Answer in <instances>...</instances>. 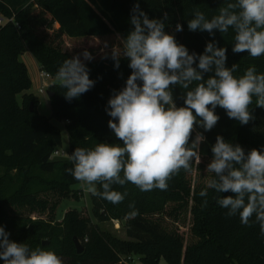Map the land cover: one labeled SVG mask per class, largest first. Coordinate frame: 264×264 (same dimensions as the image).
<instances>
[{
    "label": "trees",
    "instance_id": "16d2710c",
    "mask_svg": "<svg viewBox=\"0 0 264 264\" xmlns=\"http://www.w3.org/2000/svg\"><path fill=\"white\" fill-rule=\"evenodd\" d=\"M230 2L234 0H139V7L150 19H163L167 13L165 31L189 52L202 54L213 37L208 32H190L188 20L196 11L211 19ZM135 3L137 0H0V16L13 18L0 26V169L5 171L0 176V225L10 233V240L26 243L32 250L53 251L69 264H126L123 260L133 255H140L143 264H160L161 258L169 264H264V235L255 215L248 224L241 223L239 214L228 216V209L217 200L232 193L207 188L213 173L206 180L192 179L193 172L206 170L217 135L246 152L253 148L264 151V108L256 106L255 96L249 105L255 118L247 125L228 118L217 107L220 119L211 131L197 126L196 131L206 137L199 149L201 162L194 159L190 171L181 169L173 175L166 190L141 191L130 182L113 184L112 190L127 193L116 204L92 194L95 218L100 223L119 220L127 239L103 229L84 209H70L61 220L56 218L64 200H79L74 186L81 181L66 171L73 167L70 158H53L63 145V135L52 118L66 122L70 155L77 147L122 143L108 127L111 117L105 109L112 90L124 86L131 69L126 59H121L119 69L114 68L110 56L99 58L98 51L104 53L110 46L106 39L117 33L126 36L132 29L130 15ZM177 23L183 31H175ZM234 36L231 28L228 33L215 32L218 46L227 48L226 66L238 64L236 77L241 68L250 66L264 74V55L234 54ZM84 51L93 56L84 62L95 86L69 102L60 84H53L49 89L52 115L41 114L39 98L29 92L33 80L21 55L30 52L40 70L55 78L65 59L83 56ZM184 91L173 88L178 107L183 106ZM195 135L194 131L191 138ZM13 171L16 176L11 175ZM16 178L20 183L11 190ZM204 189L207 195L202 197ZM187 226L186 236L181 228ZM76 238L84 247L82 253L77 251ZM47 240L49 243L44 242Z\"/></svg>",
    "mask_w": 264,
    "mask_h": 264
},
{
    "label": "clouds",
    "instance_id": "9594fccd",
    "mask_svg": "<svg viewBox=\"0 0 264 264\" xmlns=\"http://www.w3.org/2000/svg\"><path fill=\"white\" fill-rule=\"evenodd\" d=\"M167 19V13L163 19H150L140 9L139 0L134 4L132 29L119 38L118 50L112 48L110 54L114 68L119 69L121 59H126L131 73L121 89L112 90L105 109L111 117L108 127L122 143L100 142L91 149L77 147L70 155L73 167L66 171L87 184L93 195L113 204L121 203L127 195L112 190L113 184L130 182L141 191L166 190L173 175L181 169L190 171L194 159L201 162L199 149L206 137L196 128L211 131L220 119L217 107L241 125L255 118L249 111L254 96L256 106L264 108V74L250 66L243 76H234L238 64L226 66L227 48L218 46L214 39L216 31L228 33L231 28L235 32L234 54L247 52L253 58L264 55V0H234L219 8L211 19L196 11L187 22L188 30L208 32L213 37L202 54L189 52L166 32ZM175 31H183L182 25L177 23ZM82 55L83 60L79 55L65 59L56 73L69 102L79 99L96 83L90 79L84 62L93 56L88 51ZM206 74L210 75L205 79ZM193 84L195 87H191ZM175 86L187 90L181 97L183 106L175 102ZM211 152L206 172L214 176L207 188L232 193L217 203L228 209V216L239 214L242 224H248L255 215L264 235V151L253 148L246 152L241 145L217 135ZM97 184L102 191L97 190ZM200 195L205 197L207 189ZM9 236L0 225L3 264H62L55 252L32 250Z\"/></svg>",
    "mask_w": 264,
    "mask_h": 264
},
{
    "label": "rangeland",
    "instance_id": "374dc122",
    "mask_svg": "<svg viewBox=\"0 0 264 264\" xmlns=\"http://www.w3.org/2000/svg\"><path fill=\"white\" fill-rule=\"evenodd\" d=\"M120 37H122V35L117 33L114 35V37L110 39H106L109 42L110 46L106 48L105 52L102 51L104 53H101L100 51H98L99 58L110 56L112 48H116L118 50ZM75 51L76 49L74 50V52ZM80 58L81 60L84 59L83 56H80ZM21 60L29 68L31 78L33 80V86L29 92L34 93L39 98L40 100V104L38 106L39 112L43 115L51 116L52 112H51L50 97H49L48 92H49L50 87L53 84L59 83V81L57 80L56 77L47 78L45 80V82L47 83L46 88L43 89L42 84L44 83V81L40 77L41 70L34 56L30 52H25L21 55ZM245 71L246 69L241 68L239 70V74H240L239 77L243 76ZM19 101L20 102L22 101V94L19 95ZM52 122L61 129L62 135H63V145L57 149L59 151V154L57 155L54 154L53 158L54 159H69L70 158L69 137H68V133L65 127L66 122L64 121L61 122L57 120L56 118H52ZM4 175H5L4 169H0V176H4ZM11 175L16 176L15 171H13ZM208 177H209V172H206V170L205 171L203 170L195 171L192 174V179L194 180V182L198 181L200 178L206 180ZM10 181H11L10 178L7 177V183H10ZM19 183L20 182L17 181V178H16L13 182L12 187H10L11 190L14 189L17 185H19ZM88 187L89 186L83 182H80L79 184H76L74 186V188L78 189L77 192H78L79 200H74V199L64 200L58 208V213L56 215L57 220H61L64 217L66 211L76 208L78 210H83V209L87 210V212L90 214L93 220L95 222H99L98 219L95 218L93 214L92 193L88 191ZM99 224L103 229L109 230L110 232L118 236L119 238H122V239L128 238L126 234V230L123 227L122 222H120L119 220H112L106 223L99 222ZM181 231L184 232V234L187 236L189 234V227L188 226L183 227L181 228ZM44 242L49 243L48 240ZM132 259L133 260H128L126 264H143L140 255H133ZM61 260H62V264H69L68 262L69 260L67 259H61ZM160 264H169V263L167 262L165 258H161Z\"/></svg>",
    "mask_w": 264,
    "mask_h": 264
},
{
    "label": "built area",
    "instance_id": "2783aa9c",
    "mask_svg": "<svg viewBox=\"0 0 264 264\" xmlns=\"http://www.w3.org/2000/svg\"><path fill=\"white\" fill-rule=\"evenodd\" d=\"M12 21H13V18L0 16V26L5 25V24H7L9 22H12ZM40 77L44 81V83L42 84L43 85L42 88L45 89L46 88V85H47V83L45 82V80L47 78H52V77H51V75L49 73H47L45 71H41ZM54 154H56V155L59 154V151L56 150ZM131 259L132 258H130V259H124L123 262L126 263L128 260H131Z\"/></svg>",
    "mask_w": 264,
    "mask_h": 264
},
{
    "label": "water",
    "instance_id": "95a60500",
    "mask_svg": "<svg viewBox=\"0 0 264 264\" xmlns=\"http://www.w3.org/2000/svg\"><path fill=\"white\" fill-rule=\"evenodd\" d=\"M48 94H49V97L52 96L51 92H48ZM31 109H33V107H31ZM75 243H76V248H77L78 253H82L84 251V247H83L81 241L78 238H76Z\"/></svg>",
    "mask_w": 264,
    "mask_h": 264
},
{
    "label": "crops",
    "instance_id": "0c3cea01",
    "mask_svg": "<svg viewBox=\"0 0 264 264\" xmlns=\"http://www.w3.org/2000/svg\"><path fill=\"white\" fill-rule=\"evenodd\" d=\"M58 26V25H57ZM39 65V64H38ZM29 69V68H28ZM131 260H133V259H131Z\"/></svg>",
    "mask_w": 264,
    "mask_h": 264
}]
</instances>
